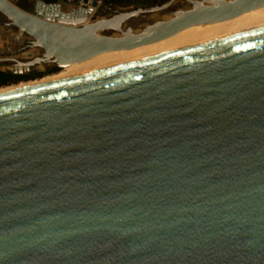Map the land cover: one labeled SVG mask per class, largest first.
<instances>
[{"label":"water","instance_id":"water-1","mask_svg":"<svg viewBox=\"0 0 264 264\" xmlns=\"http://www.w3.org/2000/svg\"><path fill=\"white\" fill-rule=\"evenodd\" d=\"M0 0L14 73L154 44L264 0H153L88 22ZM0 264H264V19L0 94Z\"/></svg>","mask_w":264,"mask_h":264},{"label":"bare ground","instance_id":"bare-ground-1","mask_svg":"<svg viewBox=\"0 0 264 264\" xmlns=\"http://www.w3.org/2000/svg\"><path fill=\"white\" fill-rule=\"evenodd\" d=\"M247 15H249L248 18ZM263 19H264V8H261L256 11L249 12L247 14L241 15L235 19L228 20L225 22L191 27L173 35L168 39H165L163 41L154 44L138 47L131 50H123V51L100 54L87 61L78 64H72L68 67H65L64 68L65 75L63 74V76L60 75L57 78L45 79L31 84L29 83L24 86H19L13 90L4 89L3 91L0 92V94L40 85L43 83L57 81L60 79L92 72L95 70L111 67L114 65L130 63L133 61L153 57L156 55H161L180 48L192 46L203 40L227 33L229 31L238 29L240 27L249 25L251 23Z\"/></svg>","mask_w":264,"mask_h":264},{"label":"rangeland","instance_id":"rangeland-1","mask_svg":"<svg viewBox=\"0 0 264 264\" xmlns=\"http://www.w3.org/2000/svg\"><path fill=\"white\" fill-rule=\"evenodd\" d=\"M13 3L16 4V6H19L20 8H23L24 10L29 9L30 11L33 10V5L34 2L36 0H10ZM90 0H66L65 3H61L59 4L61 6L62 11L64 12H68L71 9H76L78 7H87L88 2ZM152 3V0H145L142 2H138L136 3L134 6L132 7H137V6H146ZM112 9H118L117 7H114ZM111 15V9L110 7L104 6L101 1L99 0V4L96 6L94 12L91 14V16L88 19V22H92L94 20H98L100 18H105L107 16ZM249 17V15H247V18ZM0 22H6V19L0 15ZM0 23V25L2 24ZM16 32L12 31V30H8L5 28H2L0 26V57L1 56H6L4 55L9 54L10 56L14 57L15 59L18 60H26L30 57H33L35 55H38L40 53L39 50L34 49L31 50L29 52H20L21 47L23 46V42L27 41V38L22 37L21 38V43H18L16 40H14L13 35H15ZM53 66L51 65H45V66H41L38 67L37 69H34V71L37 72H41L44 73L42 76H37L34 79L31 80H27V81H20L18 83H13L7 86H0V92L5 90H13L19 86H24L27 84H31L34 82H39L45 79H50V78H57L60 75L63 76V74L65 75V71L64 68L63 69H56L53 71H48L49 69H51ZM0 69L1 70H10L6 67H3L2 65H0ZM27 71H23L22 73H26ZM56 76V77H55Z\"/></svg>","mask_w":264,"mask_h":264},{"label":"trees","instance_id":"trees-1","mask_svg":"<svg viewBox=\"0 0 264 264\" xmlns=\"http://www.w3.org/2000/svg\"><path fill=\"white\" fill-rule=\"evenodd\" d=\"M42 1L46 4H61V3L66 2V0H42ZM100 1L104 6H107V7L114 6L117 8H129V7L134 6L136 3L142 2L145 0H100ZM26 11H30V10L27 9ZM56 69L57 68L52 67L48 71H53ZM43 74L44 73L37 72L34 70L27 71L26 73H22V72L14 73L11 70H1L0 69V86H7L13 83H18L20 81L31 80V79L36 78L37 76H42Z\"/></svg>","mask_w":264,"mask_h":264},{"label":"flooded vegetation","instance_id":"flooded-vegetation-1","mask_svg":"<svg viewBox=\"0 0 264 264\" xmlns=\"http://www.w3.org/2000/svg\"><path fill=\"white\" fill-rule=\"evenodd\" d=\"M0 23H2V22H0Z\"/></svg>","mask_w":264,"mask_h":264}]
</instances>
